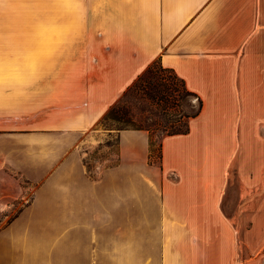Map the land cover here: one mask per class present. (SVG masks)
I'll use <instances>...</instances> for the list:
<instances>
[{"label": "crops", "instance_id": "1", "mask_svg": "<svg viewBox=\"0 0 264 264\" xmlns=\"http://www.w3.org/2000/svg\"><path fill=\"white\" fill-rule=\"evenodd\" d=\"M12 1V2H10ZM0 264H264V0H3ZM161 56L203 100L190 131L82 144ZM253 174V175H252Z\"/></svg>", "mask_w": 264, "mask_h": 264}, {"label": "trees", "instance_id": "2", "mask_svg": "<svg viewBox=\"0 0 264 264\" xmlns=\"http://www.w3.org/2000/svg\"><path fill=\"white\" fill-rule=\"evenodd\" d=\"M131 92H137L147 98L152 105H156L165 119L166 124L160 120L148 126L135 125L129 119L131 112L129 104L124 99ZM196 98L197 107L186 105V101ZM203 107L202 98L187 87L185 80L178 75L175 69L165 66L161 56L153 60L135 81L127 87L120 98L110 106L101 121L116 120L126 123L125 128H144L150 132L149 161L162 167L163 151L162 140L167 135L187 133L190 131V119L198 115ZM161 127V128H160ZM161 130L158 147L155 139L156 130Z\"/></svg>", "mask_w": 264, "mask_h": 264}, {"label": "rangeland", "instance_id": "3", "mask_svg": "<svg viewBox=\"0 0 264 264\" xmlns=\"http://www.w3.org/2000/svg\"><path fill=\"white\" fill-rule=\"evenodd\" d=\"M3 1V0H0ZM5 1V0H4ZM15 1V0H13ZM12 2V1H10ZM24 9L19 5L6 6V3L0 2V31H23L26 26L23 25L25 21ZM129 104L131 112L128 113L129 119L133 120L135 125L148 126L154 122V120H160L163 124H166L162 112L156 105H152L149 100L140 93L131 92L124 98ZM186 105L192 108L197 107V99L192 98L186 101ZM126 123H122L116 120L101 121L96 126V129L100 131L101 135L98 137V141L94 144L85 143L82 144V148L85 153V161L89 168L96 172L99 166L111 164L117 159V131L119 127L126 126ZM161 128V127H160ZM161 130L158 129L155 132V139L158 147V142L161 138ZM253 175V174H252Z\"/></svg>", "mask_w": 264, "mask_h": 264}]
</instances>
